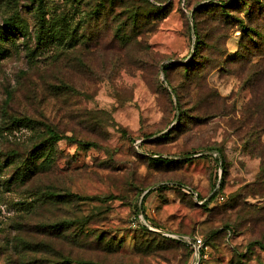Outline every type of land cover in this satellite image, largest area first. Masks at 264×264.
Listing matches in <instances>:
<instances>
[{"label":"rangeland","instance_id":"rangeland-1","mask_svg":"<svg viewBox=\"0 0 264 264\" xmlns=\"http://www.w3.org/2000/svg\"><path fill=\"white\" fill-rule=\"evenodd\" d=\"M150 2L166 12L139 32L99 0H0V264H195L187 240L131 225L141 207L207 239L201 264H264V0ZM45 124L93 146L44 145L23 182Z\"/></svg>","mask_w":264,"mask_h":264},{"label":"trees","instance_id":"trees-1","mask_svg":"<svg viewBox=\"0 0 264 264\" xmlns=\"http://www.w3.org/2000/svg\"><path fill=\"white\" fill-rule=\"evenodd\" d=\"M227 4H229V2H227L226 4H222V7H224V8H222L223 13L228 12V10L230 8V5H227ZM117 5L121 8H123L124 12L126 13V17H125L126 20L124 21V24L125 25L131 24L132 27H134V30H137V31L139 30V32H143V30H145V29H148L147 31H151L154 27V25H153L154 20H155L154 18L161 15V13L164 14L166 12L164 10H166V8H167V6H164V8H163L162 5H156L152 2H150V0H99V8L96 11L97 12L96 14L98 15L99 18L104 17V15L107 16V15H109L108 7L109 6L116 7ZM202 7H199V8H202ZM123 9H122V12H123ZM199 10L200 9H195L193 15L197 14V12ZM138 14H143L144 17L142 19H140L138 17ZM227 15H229V14L227 13ZM4 26H5V32L6 31L10 32L9 34H11V32H15L18 30V27L13 23L12 19H10V18L5 21ZM150 26H152V27L150 28ZM248 30H251V32H253L255 35H257V33L260 34V32L258 31L257 28L256 29L249 28ZM55 33H56V30L52 26H50L47 28V32L44 31L38 36V41L42 42V40L44 38L48 37V35H52ZM195 35H196V42L195 43L197 44L200 42L198 40V39H200V36L198 35L197 30H195ZM263 42H264V40H263ZM170 67H171L170 65L165 64L163 66L164 72H166L167 69H169ZM32 121H33V119L28 118V117H19V119L17 118V120H16V118H13L12 124H19V123H25V122L30 123ZM44 127L46 129L45 132L42 134L44 136V139L40 143L35 144L33 146L35 148L33 150H30V152L28 154L29 161L25 162V166L19 170V172H20L19 180H21L23 182L28 181L33 173L46 170L47 167H45L43 165V163L45 162V159H41L39 157L40 156L39 152L43 149L44 145L50 144V143H55V142H58L62 139H67L71 142L81 144L87 148L93 146V143H82L81 141H79L78 139H76L73 136H67V135L61 134L58 131H56L49 124H45ZM161 138H163V136H161ZM12 154H15V153H12ZM151 157H153V159L158 160V161L159 160L160 161H167L168 160L167 157H164L163 155H160L158 153L151 154ZM214 160L216 161L217 164H219V167L222 168V170L225 168L224 163L226 162L225 161L226 159H225V156L222 154V152L220 153V155L215 156ZM170 161H172V160H170ZM225 171L226 170L224 169L223 173L221 174L220 182H219L220 186L217 190H220L221 185L223 184V178H224ZM218 180H219V177L217 179V182L215 181V183H214L215 187L218 183ZM185 186L186 185H183L181 189L186 191L187 193H189L191 195H194V193L188 191L185 188ZM215 187H214V189H215ZM213 196H214V194L211 197H213ZM139 212L144 213V209L141 207V208L137 209L134 213H135V215H137ZM52 227L54 228V230H58V232H59V231L65 230L67 225H66V222L63 221V222H57L56 224L52 225ZM138 229H141V230L148 232V233L161 234V232L153 231V230L149 229L144 224H140L138 226ZM162 236H165L166 238H169L172 240H176L178 242L184 241L183 238L168 237V236L163 235V234H162ZM206 242H207V239H205V243ZM73 263L92 264L91 261H86V260L75 261L73 259L66 258V256L63 259L61 257L60 260L58 259V260L52 262V264H73Z\"/></svg>","mask_w":264,"mask_h":264},{"label":"built area","instance_id":"built-area-1","mask_svg":"<svg viewBox=\"0 0 264 264\" xmlns=\"http://www.w3.org/2000/svg\"><path fill=\"white\" fill-rule=\"evenodd\" d=\"M220 177L221 175L219 176V180H218V183L214 189V196L218 201L222 202L225 200V196L224 194L220 193L219 190H217L219 188V182H220ZM185 188L190 191V192H193L194 195L196 197H198V193L193 190L191 187L189 186H185ZM212 197H210L211 199ZM205 200L207 199H201L199 200L198 202L199 203H203ZM143 212H139L137 215H134L132 220H131V225L133 227H138L140 224H144L145 226H147L149 229L153 230V231H158V232H161L163 234H168L169 236L171 237H174V238H183V240H187V244L190 245L191 249L193 250V253L195 255V258H196V262L195 264H201V261L203 259V257L205 256V252H204V246H205V242L202 238V236L200 235H193L192 237H188V236H185V235H180V234H170V233H167V231H163L162 229H160L159 227H156L154 225H152L151 223H149L148 221H146L144 218H143Z\"/></svg>","mask_w":264,"mask_h":264}]
</instances>
